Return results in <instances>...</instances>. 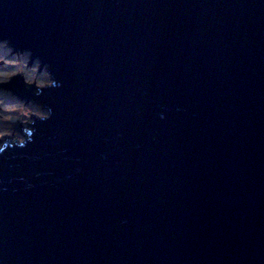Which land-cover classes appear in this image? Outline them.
Listing matches in <instances>:
<instances>
[{"label": "water", "instance_id": "obj_1", "mask_svg": "<svg viewBox=\"0 0 264 264\" xmlns=\"http://www.w3.org/2000/svg\"><path fill=\"white\" fill-rule=\"evenodd\" d=\"M0 42L51 79L0 81L46 112L0 264H264V0H0Z\"/></svg>", "mask_w": 264, "mask_h": 264}, {"label": "rangeland", "instance_id": "obj_2", "mask_svg": "<svg viewBox=\"0 0 264 264\" xmlns=\"http://www.w3.org/2000/svg\"><path fill=\"white\" fill-rule=\"evenodd\" d=\"M0 42V81L9 82L15 75L33 81L38 88L51 84L50 76L45 69L39 70L38 62H30L27 54H14L6 49V44ZM43 81V83H39ZM36 93V92H34ZM46 116L45 110L35 102H26L24 98L13 95L9 90L0 86V148L6 139L13 140L24 137L21 129L28 128L32 123L31 116ZM27 127V128H26Z\"/></svg>", "mask_w": 264, "mask_h": 264}, {"label": "clouds", "instance_id": "obj_3", "mask_svg": "<svg viewBox=\"0 0 264 264\" xmlns=\"http://www.w3.org/2000/svg\"><path fill=\"white\" fill-rule=\"evenodd\" d=\"M3 45H5V44H3ZM6 46V45H5ZM25 54H27V53H25ZM18 55H22V54H18ZM27 55H29V54H27ZM18 75H20V74H18ZM38 105V104H37ZM44 117V116H43ZM31 124V123H30ZM30 124H28V125H30ZM21 130H26V129H21ZM23 136V135H22ZM2 148V147H1ZM0 148V149H1Z\"/></svg>", "mask_w": 264, "mask_h": 264}, {"label": "flooded vegetation", "instance_id": "obj_4", "mask_svg": "<svg viewBox=\"0 0 264 264\" xmlns=\"http://www.w3.org/2000/svg\"><path fill=\"white\" fill-rule=\"evenodd\" d=\"M6 141H7V139H6ZM6 141H5V142H6ZM5 142H3V145H2V146H4Z\"/></svg>", "mask_w": 264, "mask_h": 264}, {"label": "bare ground", "instance_id": "obj_5", "mask_svg": "<svg viewBox=\"0 0 264 264\" xmlns=\"http://www.w3.org/2000/svg\"><path fill=\"white\" fill-rule=\"evenodd\" d=\"M38 106H41V105H38ZM31 118H32V116H31Z\"/></svg>", "mask_w": 264, "mask_h": 264}]
</instances>
